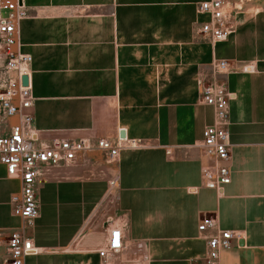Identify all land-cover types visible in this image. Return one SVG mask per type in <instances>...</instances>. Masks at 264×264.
I'll list each match as a JSON object with an SVG mask.
<instances>
[{"label":"crops","instance_id":"obj_1","mask_svg":"<svg viewBox=\"0 0 264 264\" xmlns=\"http://www.w3.org/2000/svg\"><path fill=\"white\" fill-rule=\"evenodd\" d=\"M25 3L28 17L21 22L20 39L22 51L32 57L35 103L31 111L38 144L71 138L72 133L73 139L117 141L124 130L128 138L150 145L120 154L117 227L124 245L144 241L155 246L154 253L164 252L167 246V253H181L182 248L187 260L198 253L205 257L207 244L198 225L212 216L219 227L242 236L238 244L222 251L221 264H264V8L248 10L247 24L231 35L223 55L255 59V69L218 75L236 94L229 106L232 182L219 194L205 187L201 174V167L212 163L201 142L203 128L214 121V110L198 101L194 69L185 67L177 73V42L171 34L176 14L129 13L122 0ZM249 5H264V1L251 0ZM145 20L159 23L150 28ZM4 66L0 46V70ZM17 121V117L0 115V135ZM98 152L106 155L90 150L75 164L76 169L86 170ZM95 183L90 173L75 174L72 195L53 187L52 178L46 180L38 227L40 232H57L47 242L36 238L43 250L28 257L26 264H79L83 250L67 256L66 249L59 247L76 243L77 236L95 247L87 264H101V259L111 256H100L99 250L105 248L94 238L96 229L100 230L107 246L115 227L105 219L106 206L96 205L102 189ZM195 187L197 191L190 192ZM20 188V179L9 177L0 162V264L9 233L21 225L11 202ZM72 196L74 207L59 204L60 198ZM152 200H157L153 210ZM71 212L75 220L68 221L65 215ZM69 229L75 231V239L59 236L64 234L61 230ZM170 258L176 260L177 255Z\"/></svg>","mask_w":264,"mask_h":264},{"label":"built area","instance_id":"obj_2","mask_svg":"<svg viewBox=\"0 0 264 264\" xmlns=\"http://www.w3.org/2000/svg\"><path fill=\"white\" fill-rule=\"evenodd\" d=\"M229 0H204L199 12L207 19L200 23V33L204 38L223 41L231 35L232 26L228 23ZM28 17L25 0H1L0 4V46L5 56V66L0 70V115L17 117L8 133L0 135V162L6 166L11 178H19L20 191L11 197L13 213L20 219L21 225L14 228L5 241L6 253L2 264H26L28 257L40 252L34 239L27 233L39 216L40 204L37 197V185L41 168L49 164L75 165L84 155L94 149L105 152L107 158H116L125 147H140L144 141L121 136L117 141L102 137L96 142L80 138H54L49 144L39 145V136L33 129L34 114L31 109L35 103L31 84L30 65L32 57L21 49L20 25ZM213 73L201 71L198 76L199 101L214 110V121L202 131L205 156L212 163L201 167L205 187L223 193L232 182L229 135V106L236 98L220 76L236 70L250 72L254 65L238 67L227 59H221L214 66ZM29 76V85L23 84V77ZM220 75V76H218ZM197 188H190L196 192ZM202 237L206 240L207 251L204 264H221V253L238 244L242 238L240 232L219 227L212 216L204 217L198 225ZM109 248L100 249L101 257L117 254L124 247V236L115 226L110 234Z\"/></svg>","mask_w":264,"mask_h":264},{"label":"rangeland","instance_id":"obj_3","mask_svg":"<svg viewBox=\"0 0 264 264\" xmlns=\"http://www.w3.org/2000/svg\"><path fill=\"white\" fill-rule=\"evenodd\" d=\"M122 1L127 2L128 5H124V8H126L124 11H127L129 13L140 12L150 15L163 13L176 14V20L171 21V24L174 26V31H172L171 34H174V38L172 39L177 42V73H181L185 67L193 68L194 74L197 78V84L200 72L204 71L205 73H213V71L215 70L214 66L221 59H227L230 62L237 64L238 67H243L244 65H254V67L256 66L257 61L255 59H242L238 57L225 58L223 55L229 49L226 45L229 44L228 42L231 40V35L238 29V27L247 24L246 14L248 10L256 11L259 9H263L264 5H249V1L251 0H229L227 10L229 12L228 23L232 26L231 35L226 40L214 41L210 38H204V36L199 31L200 23L204 19H206V17L199 12V5L204 0ZM144 23V25L151 24L150 28H155V24L159 22H157L156 20H145ZM219 46H221V50L217 49ZM73 137L75 138V133L71 134V138ZM143 144L144 145H141L140 147L122 148L119 155L116 158L112 159L107 158L106 155H103L99 152L95 153L92 159L93 162L90 163L87 169L83 171L76 169L77 167H79V165H66L64 163L55 165L49 164L43 166L40 171L39 182L37 185V197L40 204L39 216L32 226L27 227L26 230L28 235L34 239V242L36 238H40L41 240H43V242H47L48 240H50L49 237L54 238L53 233L57 232V230H45L40 232V229L38 227L41 219L42 188L46 180L52 178V181L55 184L53 187L66 190L65 194L71 193L72 195H75V174L78 173H90L93 176L98 190L99 188L102 189L101 196L99 198H96V205L98 206L100 204L102 207L106 206V208L108 209V213L105 219H108V223H110L113 227L119 225V187L121 176V169L119 168L120 154L123 150L143 149L150 146L149 144H147V142H144ZM168 151L170 150H167V152ZM63 202L69 203L70 206L74 207L75 196L69 197V200L60 198L59 204ZM140 204H143V207L148 206L147 203H143L142 201L140 202ZM150 205H152L151 209L153 210V208L157 206V200H152L150 202ZM65 217H67L66 220L68 221L75 220V212H71L69 214L67 213ZM109 217L112 218L110 219ZM68 225L69 228H71L70 223ZM19 226L20 224L15 228H18ZM61 231L64 234H59L60 237L62 236L63 238L69 237L75 239V231H73L72 229ZM100 233V230L96 229L94 238L100 241L99 243L101 247L108 249L109 245L106 246L103 240V235H101ZM78 237L80 238L81 236H77V239L75 241L76 243L61 245L59 247H61L62 250L66 249L63 254H67V256H72L71 252L74 250H83L84 252L80 253L81 255L79 264H87L89 254L93 251V249H95V247L90 246L86 243L83 244V240H80ZM139 242L140 244L137 245L125 243L120 252H118L117 254H111L109 258L101 259V264H204L205 257L203 253H198L193 258H190V260H187L184 259L185 254L182 248L180 249L181 253H178V251H176L175 253H167V246H164V252L154 253L155 246L144 243V241ZM36 246L39 248L40 252L43 250L37 244ZM171 255H177V259H171Z\"/></svg>","mask_w":264,"mask_h":264},{"label":"water","instance_id":"obj_4","mask_svg":"<svg viewBox=\"0 0 264 264\" xmlns=\"http://www.w3.org/2000/svg\"><path fill=\"white\" fill-rule=\"evenodd\" d=\"M23 84L24 85H29V76L25 75L23 77ZM121 136L122 137H126V132L124 130L121 131ZM240 243L243 244V241H241Z\"/></svg>","mask_w":264,"mask_h":264}]
</instances>
